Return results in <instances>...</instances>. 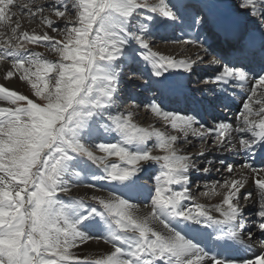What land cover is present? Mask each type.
I'll return each instance as SVG.
<instances>
[{"label": "snow or ice", "instance_id": "1", "mask_svg": "<svg viewBox=\"0 0 264 264\" xmlns=\"http://www.w3.org/2000/svg\"><path fill=\"white\" fill-rule=\"evenodd\" d=\"M217 3L218 0H51L16 4L14 0H0V25L11 33L0 32V62L10 64L4 78L18 75L31 85L40 101L0 86V98L12 104L24 102L15 108L0 107V264H236L209 254L194 239L182 234L183 230H178L169 216L177 218V224L194 221L205 227H219L223 230L220 234L255 247V232L241 231L247 229L249 221L242 214L247 203L242 205L240 199L242 195L245 202L258 204L256 219L251 223L257 232H264V167H254L248 158L264 154V40L258 44L255 38L242 33L234 21L220 20L214 11ZM238 6L256 14L253 0H238ZM12 8H19L29 18L39 15L43 26L61 38L56 39L48 31H21L19 20L13 24L16 14ZM132 15L139 17L136 23H116L118 18ZM157 18L185 33L213 26L236 47L225 61L206 49L202 37L180 39L173 43L194 45L204 56L198 52L194 61L176 60L150 47L147 37ZM258 18L264 31V17ZM61 22L63 27H57ZM30 44L47 46L54 58L30 50ZM208 56L212 58L207 63L214 65L215 71L205 77L204 84L223 86L231 80L240 82L232 85L236 88L251 85L235 126L222 120L207 126L192 115L162 111L153 101L152 111L183 133L182 137L166 135L156 129L137 127L132 123V112L125 110V114L112 99L120 76L127 74L122 58L135 63V57H139L159 77L169 69L189 70L194 64L204 63ZM257 57L261 67L254 76L251 64ZM127 69L131 72L130 67ZM98 115L104 117L106 123L101 127L105 132H115L119 141H83L80 130ZM197 124L200 126L195 127ZM189 133L202 141L212 137L217 152L247 153L237 176H231L235 166L229 164L227 172L231 178L205 185L211 191L201 195L218 196L215 204L200 203L191 191V173L201 171L195 160L206 156L208 150L204 143L197 153H182L176 148L181 140L187 141ZM153 136L157 143L149 147ZM129 145L142 147L130 150ZM157 149L163 154H153ZM112 156L120 163L109 160ZM81 159L101 170L102 175L93 176V180L122 182L145 164L159 165V175L152 178L150 199L137 204L110 191L97 195L101 189L83 182L84 187L94 190L93 194L73 196L74 187L81 183L63 179L65 162ZM219 163L223 166L225 161ZM208 171L203 169L205 174ZM249 181L253 191L242 193ZM177 185L179 190L174 187ZM57 193L89 202L87 211L73 221L62 205L54 210ZM164 210L167 215L162 214ZM93 216L110 218L113 229L109 236H89L79 230L78 225ZM193 226L186 224L185 228ZM91 241L103 242L109 250L94 259L81 257L76 249ZM259 245L264 248V240ZM240 264H264V251Z\"/></svg>", "mask_w": 264, "mask_h": 264}, {"label": "rangeland", "instance_id": "2", "mask_svg": "<svg viewBox=\"0 0 264 264\" xmlns=\"http://www.w3.org/2000/svg\"><path fill=\"white\" fill-rule=\"evenodd\" d=\"M49 2H51V0H14V3H16V4H42V3H49ZM148 2L149 3H156V2H158V0H148ZM228 5H229L230 10H232L235 13L242 16V19L244 20V22H247V24L252 22L251 25H248L249 27H252V25H254L255 28L257 27L258 29H261L260 28V20L258 18V16H261V15H259L256 12H255L256 14L253 15V14H250V11L248 9L240 8L238 6V0H229ZM253 6L259 7V6H261V3L260 2H254ZM253 6H250V7H253ZM11 11L16 14L14 19H13V24L15 23L16 20H19L21 23V29H20L21 31L27 30V31L31 32V31L35 30L38 33H43L44 31H48L49 34L55 36L56 39L61 38L43 26V24L41 22V18L39 15H37L35 18H29L26 14L21 13L19 8H12ZM143 11H147V10H143ZM45 14L48 15L47 10L45 11ZM51 18L54 19V17H51ZM138 20H139V17L132 15V16H129L128 18H122V17L118 18L116 23H122L125 26H128L130 24L136 23ZM161 22H164V21L161 20L160 18H157L156 26L150 27L151 36L147 37V39L150 42V47L152 48L153 51L161 53V54L166 55V56H172V57L174 55H177V57L189 56L188 59H190L192 61L197 59V53L198 52H199L200 56H204V52L200 51V49H198L194 45H191V44L181 45V44L173 43L176 40L188 39L182 35V32L180 34L179 29H173L172 27L168 26L169 28L172 29V32L169 31V32H171L169 34V36L165 37V38L159 36V34H163V32H164V35H167L169 33V32H167L168 28L167 29L163 28L162 29L163 32H161V30L159 28V24ZM165 26L167 27V24H165ZM57 27H63V23L62 22L59 23L57 25ZM206 28H207V26L205 28H203V32L205 34H207L206 36H207V39L209 40L210 32L206 31L205 30ZM171 29H169V30H171ZM0 32L5 33L7 35L11 34L10 29L7 28L5 25H0ZM205 41L203 40V42H205ZM2 43H3V40L0 39V44H2ZM28 47L30 48V50H32L34 52L41 53L44 56H47L49 58H54L53 54L49 51V48L45 45L30 44V45H28ZM205 47H207V44ZM121 62L125 64V66H126L125 72L127 74L125 76H123V75L120 76V78H119L120 82H119L117 91L115 93H113V96H112V99L116 102L119 109L121 111L130 110L132 113L134 112V114L132 115V123H134L137 127L145 128L149 131L156 129V130L162 131L166 135L177 134V131H175L174 128L171 129L172 128L171 125L164 119L163 116H157L152 111V108H151V104H152L151 102L152 101L150 102V100H152L153 97H151L152 95L149 96V94H151V89L150 90H143V89H149L150 87H153L152 85H150V82H148L146 79V78H148V75H152L150 65H148L147 63L144 62V64L142 65V67H145V71H144L143 70L144 68L141 67L140 62H142V61L139 57H135V63H133L131 60L124 61L123 58H122ZM3 64H6V67H10V64H8L6 62H4ZM201 64L202 63H197V64L192 65L190 70L187 71L186 76H185V78L188 79V81L187 80H185V81L188 82L189 84H191L192 86L198 87V90L202 86H204L203 81H204L205 77H203V76L205 75L207 77V75H208L207 69L205 68V66H203ZM3 66L5 67V65H3ZM127 67L131 68V72L128 71ZM133 67H136V69L135 68L133 69ZM198 69H200V71L197 73L196 71ZM7 70H8V68L5 70L2 68L0 70V86L8 88L10 91H16L18 94L26 95L29 98L33 99L34 102H40L39 98H36L34 96V90L31 89V85L27 81L20 80L18 75L5 80L4 74L6 73ZM133 70H136V72L139 74L134 73ZM137 70H139V71H137ZM202 71H204V74L202 75V77L199 76L196 79V74H198V75L200 73L202 74ZM147 82L149 83L148 85H150V86H148L146 84ZM205 86H207V84H205ZM133 90L135 91L134 93H133ZM136 92H138L139 94H136ZM140 93H148V97H146V98H150V100L144 99L145 94H143L144 96H142V95H140ZM155 93H157L156 90H155ZM159 93H160V91H159ZM134 97H137V100H136V98L134 99L136 101L133 100ZM157 99L160 100L158 94L156 95V98L153 99V101L157 100ZM23 103L24 102L17 101L16 104H12L11 101L0 98V107L15 108V107L21 106ZM133 103H135L138 106L130 107V105H132ZM108 107H109V111H111L112 110L111 106H108ZM161 110H163V109L161 108ZM176 113L182 114L181 112H179V110ZM125 114H126V111H125ZM162 122H164V123H162ZM105 123L106 122L104 120L103 115H98L96 117H93V119L89 120L87 125L83 129L80 130V136L83 139V141L88 143V144H97L100 142L115 143V142L119 141V137L117 136V134L115 132H105L104 128L101 127V124H105ZM102 134H105V135H102ZM187 141H190V139L188 138ZM187 141H181V142L176 144V146H180V147L183 146L182 149L184 151L181 150L182 153H197L201 150L200 146H198V145H193V144L190 145L189 143L187 145H185V143H187ZM156 143H157V140H156L155 136H153L148 141L149 147H153ZM129 147L131 150L132 147L139 148L142 146L141 145H129ZM97 154H101V153H97ZM153 154L162 155L163 153L157 149L156 151H154ZM207 155H208V153H207ZM109 160H111L112 162L120 163L119 159L115 156L109 157ZM200 161H201L200 158H197L195 160V164L202 171L206 166L204 165V163H202ZM83 164H86V167L88 165H93L95 168L93 170H88L85 168V170H84L85 174H84L83 172H81L79 170L80 167L85 166ZM149 165L152 166L151 167L152 168V174H151L152 177L149 176L150 179L147 177V179H144V181L146 182L145 185L151 186L153 184L152 178L155 177L156 175H159V167L160 166L156 165V164H152V163L145 164L144 167L139 172L143 173L145 168L149 167ZM225 165L226 164H224L223 166L221 165V167H224ZM65 168H66V170L63 174V179L66 180L67 182L73 183V184L81 183V182L93 183L99 189H101V191L103 190V188H101L102 184L101 185L99 184V182H100V181H98L99 179H97V180L92 179L93 176H99L100 175L99 168L96 165L92 164V162L87 161L86 159L77 160L75 162H65ZM77 174L79 176V179L77 178ZM145 174L146 173H144V175ZM197 174L201 175V176L197 177ZM144 175L139 174L138 177L140 179H142ZM206 175H208V176H206ZM223 177L224 176H221L219 178V176L217 175V169L216 168H212V170H209L208 173H206V174L203 172L197 173V172L193 171L191 173V177H190V181H191L190 188H191V191L193 193V196L195 198H199V197L201 198V196H202L201 193H203L207 190H209V192L211 191L210 188L206 189L205 185L211 186L216 181L223 182V179H224ZM136 180H138V179H136ZM83 183L74 187L73 192H72L73 196L82 197V196H85V194H89V193L94 192L93 189H88V188L84 187ZM174 187L176 190H179L178 185L174 186ZM202 197H204V196H202ZM55 199H56L57 203L53 205V209L56 210L62 205L64 207L66 214L73 221L75 219H77L81 214L86 212L88 207H89V202H82V201L73 200L72 198L68 197L67 195H65L63 193H57ZM207 199H208V197H207ZM240 203L243 204L242 202H240ZM243 211H246V210H243ZM102 218L104 220L108 221L105 217H102ZM251 221L252 220H250V222ZM84 223H82V225H78V228L79 227L81 228L84 225ZM254 230L256 233L255 234L256 239L258 240L259 237L257 235L256 229L254 228Z\"/></svg>", "mask_w": 264, "mask_h": 264}, {"label": "bare ground", "instance_id": "3", "mask_svg": "<svg viewBox=\"0 0 264 264\" xmlns=\"http://www.w3.org/2000/svg\"><path fill=\"white\" fill-rule=\"evenodd\" d=\"M228 1L229 0H218L217 6L214 9L218 18L222 21H225V22H233L234 21L239 26L240 30L243 29V30L247 31L246 34L248 36H251V37L255 38L256 40H264V31H262L261 29H258L257 27L256 28L253 27L252 29H250V28L248 29L249 26L246 29L247 22H244L241 15H239V14H237L234 11L229 9ZM254 2H260L261 3V6L254 8V11L256 13H258L259 15L264 17V0H253V3ZM251 23L252 22L248 23V25H251ZM159 28H160V30H162L163 28L167 29V27L165 26V22H161L159 24ZM169 29H171V28L168 27L167 32L172 30V29L171 30H169ZM207 29L208 30L213 29L216 32H218L216 30V28L213 26H208ZM182 35L186 38H193V39L202 37L203 40H205V35L202 34V29L199 32H189V33L182 32ZM208 51H209V49H208ZM209 52H212L213 54H215L213 51H209ZM173 58L176 60L186 59V60L192 61V60L188 59L189 56L177 57V55H174ZM209 59H211V56H208V58L205 60V62L201 64V65L205 66V68L208 71L207 77L214 75V71H215V66L209 65L207 63V60H209ZM3 63L4 62H0V70L2 68L4 70L8 68V67H6V64H3ZM142 63H144V61H142ZM3 65H5L6 68ZM187 71L188 70H185L183 68L169 69V70L163 72L159 77H155L154 75H149L150 77H148L146 79L148 82H150V85L159 89L161 95H165L167 97L170 96V97L174 98L179 93L182 94L185 91L187 92V90L189 89L188 83L185 81L186 79L184 78ZM133 72L137 74L136 70H133ZM203 87L204 88H202V91L199 93L200 96H198V97H200L203 100V102L211 103V105H214L217 107V104H218L219 100L221 99V94L224 92V90L222 89V85H218L215 83H209V84H207V86L204 85ZM250 87H251V85L249 84V85H247V87L245 89H243L245 92V95L242 98H240V104H243L244 99L246 98V95H247V90ZM136 94H139V93L136 92ZM143 94H145V98L148 97V93H140V95H143ZM177 100H180V97L177 98ZM238 107H240V106H238ZM256 107L258 108L259 105H256ZM177 111L178 110H174V111H170V112L176 113ZM223 112H225L226 116L228 117V121H225V120H223V121L232 123L235 126L237 114L232 113V111L230 109L224 110ZM132 114H134V112ZM176 114L187 116L186 114H180V113H176ZM204 120H205V122H203V124H205L207 126H212L214 123L218 122L215 120L212 121L211 115H205ZM162 123H164V122H162ZM168 123L170 124V122H168ZM199 126H200L199 124L195 125V127H199ZM171 129H173V128H171ZM175 131H177V134H174V135H180L181 137L183 136V133H180L177 129H175ZM168 135H170V134H168ZM188 138L190 139V141H187V143H185V145H187L188 143L190 145L193 144V145H198V146H200L202 143L205 144V148L208 150V152H207L208 155L201 157L200 162L204 163V165L206 166L205 168H208L209 170H212V168H216L217 169V175L219 176V178L221 176H224L223 181L225 179L231 178L229 176V173L227 172V167L229 164H233L235 166V171L231 174L232 177H235L240 173V171H241L240 166L245 162V157L247 156V155H244L243 152H234V153H225L223 151L217 152L213 146V138L212 137H208L206 141H202L198 138L193 137L191 135V133H189ZM234 139L238 141V138H234ZM181 141H183V140H181ZM175 147L180 149V150H183L182 149L183 146L180 147V146L175 145ZM257 155H255V156H257ZM209 160L214 161V162L209 164L208 163ZM220 160L225 161L224 164H226V165L224 167H221V164L219 163ZM151 167L152 166L149 165V167L145 168L143 173L137 172L122 182L121 181L98 180V181H100L99 184L100 185L102 184L101 188H103V190L96 192L95 194L106 195L107 192L110 191V192H114L116 194H119L122 197L129 199L130 201L135 202L137 204L147 203L148 200L150 199L152 189H151L150 185H145V181L140 180V178L138 176H139V174L144 175V173H146L144 176L152 177L151 176V174H152V168ZM94 168L95 167L93 165H88L86 167V169H88V170H93ZM99 172L101 175L102 174L101 170ZM200 172H203V170ZM200 172H197V173H200ZM198 176H201V175L197 174V177ZM206 176H208V175H206ZM136 179H138V180H136ZM207 191H209V190H207ZM217 191L219 192L221 190L219 188H217ZM244 191H253V185H252L251 181H249L248 184L246 185V187L241 190L242 193ZM92 194H93V192L89 193V194H85V195L91 196ZM196 199L200 203H203L205 205L215 204V203L219 202V197L214 195V194H210L208 196V199H207V197H202V196H201V198L199 197ZM240 202L243 203L242 205L247 203V205L244 207L243 210H246V209L249 210V213L251 215L250 220L253 221L254 219H256V212L258 210V204L252 203V202H245L243 200L242 195H241ZM97 207H99V206H97ZM162 214L167 215V210H164V212ZM105 218H107V216H105ZM169 219L171 220V223L173 225H177L178 230H183L182 234H185L186 237L188 238V234L186 233L185 225H186V223H195V222L194 221H189V222L182 221L181 223L177 224V218H173V217L169 216ZM254 228H255V225L250 222L249 228L247 230L251 229L255 232ZM112 229H113V225H111V221L110 220L106 221L101 216H93L92 218L87 220L81 228L79 227L80 231L86 233L89 236H93V235L109 236V234L112 232ZM116 234L120 235V232L118 230H116ZM245 235H246V233H245ZM127 236L129 238H131V234H127ZM261 240H263V239L259 238L257 240L255 238V241H254L255 247H249V246L243 244L241 241H239L235 238L236 244L239 246V249L242 251L240 254L241 257H242L243 253L246 254L245 258H248V257H251L253 255L255 256V255L259 254L260 251H264V248H261L259 245V241H261ZM121 246H124V245H121ZM107 250H109V245L104 244L103 242H101L100 244H97L95 241H91L87 245L81 246L80 248L76 249L77 253L81 257L87 256V257H91L93 259L96 258L101 252H104Z\"/></svg>", "mask_w": 264, "mask_h": 264}]
</instances>
